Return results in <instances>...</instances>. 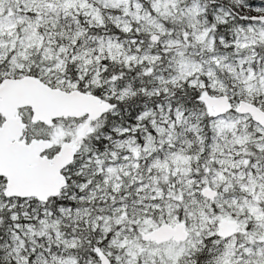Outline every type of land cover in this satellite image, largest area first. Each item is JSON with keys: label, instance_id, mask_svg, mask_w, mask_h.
I'll return each instance as SVG.
<instances>
[{"label": "snow or ice", "instance_id": "obj_1", "mask_svg": "<svg viewBox=\"0 0 264 264\" xmlns=\"http://www.w3.org/2000/svg\"><path fill=\"white\" fill-rule=\"evenodd\" d=\"M0 264H264V0H0Z\"/></svg>", "mask_w": 264, "mask_h": 264}]
</instances>
